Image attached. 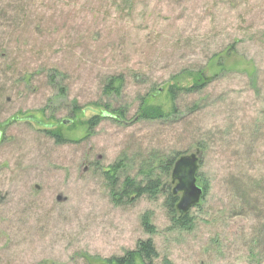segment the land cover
Wrapping results in <instances>:
<instances>
[{
    "label": "rangeland",
    "instance_id": "obj_1",
    "mask_svg": "<svg viewBox=\"0 0 264 264\" xmlns=\"http://www.w3.org/2000/svg\"><path fill=\"white\" fill-rule=\"evenodd\" d=\"M143 99L167 116L138 119ZM195 150L188 228L164 195L113 201L111 164ZM147 238L154 264H264V0H0V264H108Z\"/></svg>",
    "mask_w": 264,
    "mask_h": 264
},
{
    "label": "trees",
    "instance_id": "obj_2",
    "mask_svg": "<svg viewBox=\"0 0 264 264\" xmlns=\"http://www.w3.org/2000/svg\"><path fill=\"white\" fill-rule=\"evenodd\" d=\"M194 77L191 85L192 90L200 88L204 84L203 75L201 73H197ZM121 83L122 79L119 76L111 77L104 85V93L108 95H117L120 91ZM172 88L173 87H170V94H172ZM75 110H78V108H74L73 112ZM112 112L117 114V119H121V116L124 115L121 109H112ZM166 116L167 115L160 107L146 104L145 99L140 103L136 114L138 119H160ZM100 119L101 117L99 115L93 116L87 120V124L90 127L95 126ZM47 133H50L57 142L63 141L59 133L55 131H47ZM179 155V153H175L174 155L152 154L146 158L144 157L138 165L139 169L136 175L124 176L122 180H119L118 173L120 169L127 166L129 161H126L123 157L119 161L108 166V168L103 171V175L109 181L113 201L116 204H121L141 196H146L149 199H156L160 195H164V206L173 226L182 229L188 228L191 220L187 214L180 215L177 212L176 203L178 201V196L172 194L173 184L170 173L173 163ZM202 185V197H204L209 189L208 180L202 178ZM141 224L146 232H155V227L151 223L149 213H144L142 215ZM157 255L152 239L147 238L138 240L135 248L126 251L122 256L110 257L104 260L108 264H154L153 260Z\"/></svg>",
    "mask_w": 264,
    "mask_h": 264
},
{
    "label": "water",
    "instance_id": "obj_3",
    "mask_svg": "<svg viewBox=\"0 0 264 264\" xmlns=\"http://www.w3.org/2000/svg\"><path fill=\"white\" fill-rule=\"evenodd\" d=\"M200 151L195 150L188 154H182L173 163L170 173L172 194L178 196L176 210L180 215L186 214L190 208L199 203L203 189L197 184V171L199 168ZM57 200H62L60 195Z\"/></svg>",
    "mask_w": 264,
    "mask_h": 264
},
{
    "label": "flooded vegetation",
    "instance_id": "obj_4",
    "mask_svg": "<svg viewBox=\"0 0 264 264\" xmlns=\"http://www.w3.org/2000/svg\"><path fill=\"white\" fill-rule=\"evenodd\" d=\"M172 184H173V182H172ZM179 198V197H178Z\"/></svg>",
    "mask_w": 264,
    "mask_h": 264
}]
</instances>
